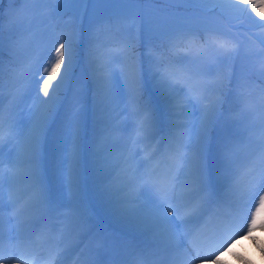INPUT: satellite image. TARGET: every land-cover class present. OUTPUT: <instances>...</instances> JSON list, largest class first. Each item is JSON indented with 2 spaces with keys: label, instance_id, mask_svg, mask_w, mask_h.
Masks as SVG:
<instances>
[{
  "label": "snow or ice",
  "instance_id": "6c2138e0",
  "mask_svg": "<svg viewBox=\"0 0 264 264\" xmlns=\"http://www.w3.org/2000/svg\"><path fill=\"white\" fill-rule=\"evenodd\" d=\"M8 3L0 264H220L264 225V0Z\"/></svg>",
  "mask_w": 264,
  "mask_h": 264
},
{
  "label": "rangeland",
  "instance_id": "374dc122",
  "mask_svg": "<svg viewBox=\"0 0 264 264\" xmlns=\"http://www.w3.org/2000/svg\"><path fill=\"white\" fill-rule=\"evenodd\" d=\"M252 120L254 123L257 124V127L255 130H256L257 135H258V132H259L258 120L256 119L255 114L253 115ZM126 123L128 125V131L125 134L126 138L129 136L134 138L133 126L131 124V121H127ZM157 139H159V137H157ZM142 148H143V145H139V146H137V149H133V151H136V150L142 149ZM143 157H144V152L140 151V156L138 157V159H142ZM105 220H106V224L108 226L112 225L113 223L116 222L115 220H112V219L107 218V217L105 218ZM253 235L256 236L258 239L264 240V233H260L259 231H257L256 233H253ZM233 252L242 253L248 259L252 260L253 264H264V258L261 257V254L257 250L256 245L253 243V241L248 238L246 231H245L244 236L239 240V242L234 245ZM228 257H229V254H228Z\"/></svg>",
  "mask_w": 264,
  "mask_h": 264
},
{
  "label": "clouds",
  "instance_id": "9594fccd",
  "mask_svg": "<svg viewBox=\"0 0 264 264\" xmlns=\"http://www.w3.org/2000/svg\"><path fill=\"white\" fill-rule=\"evenodd\" d=\"M259 231L260 233H264V225H258L255 227V229L249 234L248 238L253 241V243L256 245L257 250L261 254V249H264V240L258 239L256 236L253 235V233H256ZM229 259L222 258L220 264H248V261L244 257L242 253H240L239 257H236L235 252H233V249L229 250Z\"/></svg>",
  "mask_w": 264,
  "mask_h": 264
},
{
  "label": "trees",
  "instance_id": "16d2710c",
  "mask_svg": "<svg viewBox=\"0 0 264 264\" xmlns=\"http://www.w3.org/2000/svg\"><path fill=\"white\" fill-rule=\"evenodd\" d=\"M192 2H196V0H192ZM243 7V5H241ZM13 7H16V8H21V7H24L23 5H20V4H17V5H14ZM10 8V5L8 3V0H0V12H3L4 11V24L5 26L7 27L8 23H9V10ZM2 19V18H0ZM67 19V17H66ZM207 38V37H205ZM174 55L176 56V58H184L185 55H186V49L183 47V46H179L175 49V52H174ZM247 93L249 95H251L253 97V99H255L257 97V93H258V89L253 87V88H249L246 90ZM215 134V133H213Z\"/></svg>",
  "mask_w": 264,
  "mask_h": 264
},
{
  "label": "bare ground",
  "instance_id": "6f19581e",
  "mask_svg": "<svg viewBox=\"0 0 264 264\" xmlns=\"http://www.w3.org/2000/svg\"><path fill=\"white\" fill-rule=\"evenodd\" d=\"M109 227L116 229V230H120L122 226L118 224L117 222H115L112 225H109ZM17 255L19 256L20 254L17 253ZM225 259H229L228 254H226ZM10 264H16V262L12 261L10 262ZM34 264H48L47 257L46 256L37 257V259L34 261ZM69 264H71V262Z\"/></svg>",
  "mask_w": 264,
  "mask_h": 264
}]
</instances>
